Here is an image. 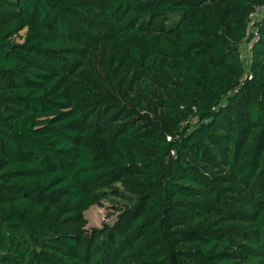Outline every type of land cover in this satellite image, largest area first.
<instances>
[{
  "label": "trees",
  "instance_id": "16d2710c",
  "mask_svg": "<svg viewBox=\"0 0 264 264\" xmlns=\"http://www.w3.org/2000/svg\"><path fill=\"white\" fill-rule=\"evenodd\" d=\"M263 6L0 0V264H264Z\"/></svg>",
  "mask_w": 264,
  "mask_h": 264
},
{
  "label": "rangeland",
  "instance_id": "374dc122",
  "mask_svg": "<svg viewBox=\"0 0 264 264\" xmlns=\"http://www.w3.org/2000/svg\"><path fill=\"white\" fill-rule=\"evenodd\" d=\"M24 34H25V31L21 33L22 36H24ZM21 39H22L21 36L16 37L15 41L22 42ZM254 40L256 39H253L251 42L245 43V49H243V54H244L245 59L247 60L249 57L250 48L255 43L253 42ZM119 204L121 203L110 202V201L104 200L103 202H100L99 204L90 207L85 212V217L88 222L87 229H91L94 227H102L104 223L113 224L118 215Z\"/></svg>",
  "mask_w": 264,
  "mask_h": 264
},
{
  "label": "built area",
  "instance_id": "2783aa9c",
  "mask_svg": "<svg viewBox=\"0 0 264 264\" xmlns=\"http://www.w3.org/2000/svg\"><path fill=\"white\" fill-rule=\"evenodd\" d=\"M263 17H264V6H263V7H257V8H256V9L250 14V21H251V23H250V27H254V25H255L257 22H259ZM252 33H253V34H252V35H253L252 40H253V39H256V40L253 41V42H256V41L258 40V38H259V33L256 32L255 29H252ZM254 34H255V36H254ZM252 40H251V41H252ZM251 41H249V42H251ZM253 45H254V44H253ZM252 48H253V46L250 48L249 54H250ZM243 49H245V44H244ZM248 59H249V57H248Z\"/></svg>",
  "mask_w": 264,
  "mask_h": 264
}]
</instances>
